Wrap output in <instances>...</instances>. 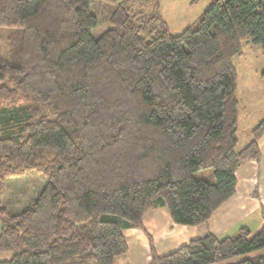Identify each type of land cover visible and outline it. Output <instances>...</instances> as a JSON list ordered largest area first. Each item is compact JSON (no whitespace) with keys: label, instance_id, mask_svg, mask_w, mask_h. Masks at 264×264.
<instances>
[{"label":"trees","instance_id":"obj_1","mask_svg":"<svg viewBox=\"0 0 264 264\" xmlns=\"http://www.w3.org/2000/svg\"><path fill=\"white\" fill-rule=\"evenodd\" d=\"M159 1L0 0V264H115L148 211L205 223L259 161L264 117L240 146L233 57L264 51V0H212L175 35ZM94 9L110 10L97 36ZM30 172L45 182L12 212L7 181ZM148 238L149 264H264V224L164 256Z\"/></svg>","mask_w":264,"mask_h":264},{"label":"crops","instance_id":"obj_2","mask_svg":"<svg viewBox=\"0 0 264 264\" xmlns=\"http://www.w3.org/2000/svg\"><path fill=\"white\" fill-rule=\"evenodd\" d=\"M257 145L260 151L259 161L245 162L236 170L235 193L212 213L207 222L195 226L174 225L164 208L152 209L143 216L144 231L123 230L127 255L118 258L115 264H149L148 236L152 241L154 252L158 256H164L189 241L207 234L221 240L231 236L241 227H247L252 234L259 231L264 224V132L258 139ZM24 176L21 178L23 179ZM19 180L21 179L12 178L7 181L14 187L12 192H18L25 187ZM7 192L3 198L5 203L11 194Z\"/></svg>","mask_w":264,"mask_h":264},{"label":"rangeland","instance_id":"obj_3","mask_svg":"<svg viewBox=\"0 0 264 264\" xmlns=\"http://www.w3.org/2000/svg\"><path fill=\"white\" fill-rule=\"evenodd\" d=\"M211 1L160 0L159 11L169 32L175 35L181 33L187 27L193 26L191 28H196L198 18L203 14ZM99 10L94 9L99 19L97 27L91 31L95 36L105 30L107 27V23L105 22L110 14L109 9L101 12ZM233 64L237 73L236 96L238 100L239 119L237 135L240 146H244L249 140L250 131L256 125L257 120L264 117V80L260 77V71L264 68V51L257 46L243 44L242 54L233 57ZM194 177L210 180L212 178V172L211 170L201 171L195 174ZM19 179H21L19 181L25 187L18 190V192H12V188L14 187L11 186V183H7V193L11 194L6 199V203H4L8 205L12 212L20 211L31 198L36 196L34 194L38 190H41L45 182L44 178L36 172L27 173L23 179ZM9 258V254H0L1 261L8 260Z\"/></svg>","mask_w":264,"mask_h":264}]
</instances>
